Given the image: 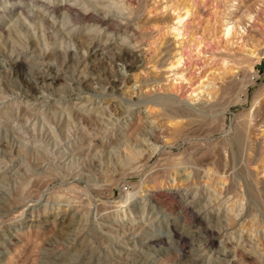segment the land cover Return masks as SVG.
Returning <instances> with one entry per match:
<instances>
[{"label": "rangeland", "instance_id": "obj_1", "mask_svg": "<svg viewBox=\"0 0 264 264\" xmlns=\"http://www.w3.org/2000/svg\"><path fill=\"white\" fill-rule=\"evenodd\" d=\"M21 1L23 13L18 0H0V264H261L264 112L253 116L264 105V0H52L54 10ZM235 3L249 16L227 37ZM66 5L130 30L75 24ZM185 8L176 38L173 18ZM93 43L132 51L139 68L88 65ZM159 100L190 115L169 118ZM247 115L244 145L230 146ZM131 123L140 130L132 143ZM137 153L147 159L132 176L122 160ZM184 208L202 224H184ZM171 231L185 237V258L173 255Z\"/></svg>", "mask_w": 264, "mask_h": 264}, {"label": "bare ground", "instance_id": "obj_2", "mask_svg": "<svg viewBox=\"0 0 264 264\" xmlns=\"http://www.w3.org/2000/svg\"><path fill=\"white\" fill-rule=\"evenodd\" d=\"M46 1H48V0H46ZM127 2H129L128 0H127ZM21 3H23L21 0H18V3L16 4V7H17V9L18 10H20V12L21 13H23V9L21 8ZM21 4V5H20ZM48 4H51V7H52V9L54 10L55 9V7H54V5H53V3H52V0H49L46 4H45V2H43L42 4H40V6L41 7H44V8H46V6L48 5ZM130 5H132L133 3H132V1L130 0V3H129ZM136 4V3H135ZM239 3H235V4H233L231 7H233V10L232 11H229L230 13H232V17L230 18V20H231V22H229V23H227V24H225L224 25V30H223V32H224V35H226L227 37H228V35H229V32L230 31H232V28H235L234 30L235 31H233V36H236L235 34H239L240 32L239 31H237L236 30V27H239V25H240V30H241V33H243L244 31H243V27L241 26L242 25V21H243V19L245 18V17H247V16H249L248 15V13L246 14V10H243V7H239V5H238ZM263 4V3H262ZM260 5H261V3H260ZM189 6V5H188ZM187 6V7H188ZM257 7V6H256ZM263 7V6H262ZM90 8H94V9H96V7H94V5H92ZM189 8V7H188ZM188 8H185L184 10H183V13L181 14V13H179V11L175 14V17L173 18V27L171 28V32L174 34V37H179L180 36V32H179V26L181 25L182 26V24H183V22H184V20H186V18H187V16H188V13H189V10H188ZM191 8V7H190ZM64 11H66V13L69 15V17L71 18V20H70V22H76L75 24H80V23H92V25H94L95 26V28L97 27V30H95V31H98V29L99 28H106V30H108V31H110V32H113V31H115L116 30V32H120V30L123 28L124 30H127V29H129V25H126L125 27H121V25L119 24V23H117V21L115 22V21H113V19L111 18H108V19H103V18H101V17H99L98 15H96V13H90V14H88V15H85L84 13H82V12H80V11H78L77 9H75V8H72L71 6H69V5H66V6H64ZM245 9H246V7H245ZM44 10H46V9H44ZM15 11V10H14ZM173 12H175V11H173ZM41 13V12H40ZM137 13V12H136ZM136 13H134V18L136 17L137 18V15H136ZM37 14H38V12H37ZM190 14V13H189ZM18 15V14H17ZM99 15H101V13L99 14ZM38 16V15H37ZM102 16L104 17L105 15H104V13H102ZM19 17V16H18ZM68 17V18H69ZM38 19V18H37ZM248 19H249V17H248ZM230 25H232V26H230ZM230 26V27H229ZM130 30V29H129ZM128 31V30H127ZM243 31V32H242ZM230 34H232V32L230 33ZM134 36H136L135 35V33H134ZM231 36V35H230ZM231 38V37H230ZM243 38V37H242ZM242 38L240 37V39L242 40ZM129 39V38H128ZM235 40L237 39H239V37L238 38H234ZM231 40V39H230ZM237 42V41H236ZM242 42H244L243 40H242ZM196 43V42H195ZM86 46V48H87V50H88V54H87V56H86V58H85V61H86V63L89 65H91V64H93V62H97V61H100V60H104V59H114V60H116V61H118V62H120L121 64H122V66L124 67V69H125V72H130V71H132V70H134V69H136V68H139V66H140V59H139V56H137L135 53H133L132 51H130V50H127V49H125V48H122V47H117V51H114V46H112V45H106V44H98V43H93V44H88V45H85ZM198 46V43H197V45H196V47ZM36 47V46H35ZM83 47V46H82ZM85 48V49H86ZM261 51V50H260ZM245 52H246V50H245ZM263 52V51H262ZM10 53V52H9ZM247 53L252 57V58H254V59H260V58H262V55H263V53H255V52H253V51H247ZM44 55V54H43ZM224 56V55H223ZM227 56V55H226ZM234 56H236V55H234ZM229 57V56H228ZM250 58V57H249ZM229 59V61H230V58H228ZM234 58H232V60H233ZM225 60V59H224ZM238 60V59H237ZM236 60V61H237ZM242 60H243V58H242ZM244 60H246V59H244ZM247 60H248V58H247ZM176 64H174L175 65V67L176 66H178L179 64H180V57L179 58H177L176 60ZM221 61H223V60H221ZM226 61V60H225ZM109 62V61H108ZM232 62V61H231ZM239 63V65L242 63L243 64V61H240V59H239V61H238ZM247 62V61H246ZM250 63V62H249ZM170 64H172V65H170V66H173V63H170ZM235 64H237V63H235ZM85 65V64H84ZM238 65V66H239ZM14 66V65H13ZM12 66V67H13ZM243 66V65H242ZM241 66V67H242ZM173 68V67H172ZM238 68V67H237ZM237 68H236V70H237ZM12 70H14L15 72H17L16 70H15V67H13V69ZM91 71V70H90ZM230 71V70H229ZM19 73H21V72H19ZM33 73V72H32ZM16 74H18V73H16ZM23 76V75H22ZM54 76V75H53ZM29 77V76H28ZM47 77V76H46ZM48 78L49 79H51L52 77L51 76H48ZM47 78V79H48ZM224 78V77H223ZM48 79V80H49ZM20 80H23V79H20ZM26 81V80H25ZM228 81H229V79H228ZM233 81V80H232ZM42 82V81H41ZM87 82V80H83L82 81V83L85 85V83ZM231 82H229V84H230ZM23 84V83H22ZM28 84V85H27ZM121 84H126V80H125V78L123 79V78H121V80L120 81H115V80H111L110 81V83H109V88H110V93H112L113 92V90H118V88H119V86L121 85ZM229 84H227L226 83V85L225 86H221V87H217L218 89L216 90V92L215 93H217V92H219V96H222L224 93H226V89L228 88V85ZM236 84V83H235ZM23 85H25V86H27L26 88H28V90H30L29 89V87L32 89L33 87L31 86V85H29V83L27 82V83H25L24 82V84ZM34 86V85H33ZM35 87V86H34ZM234 87V86H233ZM25 88V87H24ZM33 90V89H32ZM31 90V91H32ZM240 92V91H239ZM193 93V92H192ZM229 93V92H228ZM231 93V92H230ZM198 95V94H197ZM216 95V94H215ZM218 95V94H217ZM261 102V101H260ZM257 103V97H254V99H253V101H252V106H254L255 104ZM157 104H159V105H161L162 107H164L165 109H164V111H166V116H168L169 118H170V116H173V117H177V118H181V117H186V116H189L190 114H189V112L188 111H186V110H184V109H174V110H172V109H167V107H165V105L159 100L158 101V103ZM169 108V107H168ZM257 111L256 112H254L255 113V116H253V118L255 117L256 119L258 118L259 120L258 121H260L261 120V117H260V114H261V112H264V105L263 104H261V105H259L257 108ZM208 114V113H207ZM254 115V114H253ZM199 118V117H198ZM91 119V118H90ZM188 120V119H187ZM247 122L246 121H242V122H240V123H238L237 124V126L234 128V131H233V135L231 136V143H230V146H233V145H236V146H242V145H244V142H245V140L247 139V135L249 134V132H250V123H251V120H252V115H250V116H248L247 115ZM84 121V120H83ZM95 124H96V119H95ZM198 122V121H197ZM189 123H191L190 122V120H188V121H186L185 122V124H189ZM257 123H260V122H254L252 125L253 126H256V124ZM264 123V122H263ZM199 124V123H198ZM186 128V127H185ZM138 128L134 125V124H130L129 126H128V128L126 129V142L128 141V142H130V143H132V142H136V140H135V136H136V134L140 131H138L137 130ZM184 130V129H183ZM183 130H182V126H177V127H175V129L173 130V134H182L183 133ZM208 130V129H207ZM254 130V129H253ZM138 131V132H137ZM140 133V132H139ZM188 133V132H187ZM190 134V133H189ZM195 134V133H194ZM247 134V135H246ZM187 135V134H186ZM155 136V135H154ZM178 136H176V138H177ZM175 138V137H174ZM257 138V137H256ZM180 139V138H179ZM177 140H178V138H177ZM183 140V139H182ZM186 140V139H185ZM173 142V141H172ZM177 142V141H176ZM253 142H254V140H253ZM129 143V144H130ZM248 143H251V144H254V143H252V141H250L249 140V142ZM125 144V143H124ZM169 144V143H168ZM172 144V143H171ZM170 145V144H169ZM249 148V147H248ZM129 149V148H128ZM250 151L253 153V152H255V148H254V146H251V148H250ZM130 154H131V151H130ZM195 156V155H194ZM218 156H219V153H218ZM151 157V156H150ZM147 159V156H142L140 153H137L135 156H133L132 155V159H128V160H126V161H124V160H122L123 161V166L124 167H126V170H132L131 171V174H132V176L134 175V174H138L139 173V170H140V168L143 166V164H144V161ZM199 160V159H198ZM202 160V159H201ZM206 160V159H205ZM195 161V160H194ZM203 161V160H202ZM196 162V161H195ZM213 164V163H212ZM219 164V163H218ZM201 166V165H200ZM203 166V165H202ZM123 167V168H124ZM198 169V168H197ZM209 169V168H208ZM247 170V169H246ZM119 172V171H118ZM120 172H121V170H120ZM223 172V171H222ZM245 171H244V168L241 170V168H239L238 169V171H237V174L239 175V176H241V174L242 173H244ZM157 173V172H156ZM223 173H225V172H223ZM246 173H248V172H246ZM123 174V173H122ZM130 174V173H129ZM128 174V175H129ZM125 175V174H124ZM246 175V174H245ZM156 176V175H155ZM248 176V175H247ZM246 176V177H247ZM240 178V177H239ZM244 178V177H243ZM252 180V179H251ZM229 186L226 188V190H225V192L226 193H229V192H232L234 189V183H233V176H230L229 177ZM251 184L252 183H250L249 181L248 182H246L245 183V185H246V188L248 189V191L250 190V194H253V189L251 190V188L253 187V186H251ZM263 190H264V181L262 182V185H261V187H260V191H262L263 192ZM102 192V191H101ZM99 193V192H98ZM99 194H101V193H99ZM98 195V194H97ZM104 196V195H103ZM106 196V195H105ZM153 197V196H152ZM88 204V203H87ZM88 205H90V204H88ZM161 207V206H160ZM97 208V207H96ZM104 208V207H103ZM105 209V208H104ZM99 210V209H98ZM103 211V210H102ZM180 214L182 215V219H183V222H184V224L186 223V219H188V220H191V224H195V225H201L202 223H201V221L199 220V219H197L193 214H192V212H190L189 210H188V208H184V209H182L181 211H180ZM207 228H204L203 229V234L205 235V241H204V245H205V247L204 248H208L209 247V245H210V241H209V236L212 234L211 232L210 233H208L207 232ZM172 232V231H171ZM172 234H173V237L172 238H174V241H173V243H175V244H177L178 246H179V244H180V249L178 250V252H175V251H173V255H176L177 257H181L180 259H182V258H185L186 256H187V254L188 253H186V252H184L183 251V246H184V244L186 243V239H185V237L183 236V235H179V234H177V233H175V232H172ZM159 242H157L156 241V243H158V244H162L163 242H164V240H163V238L162 239H159L158 240ZM154 242V241H153ZM236 253V252H235ZM236 255V254H235ZM243 258V257H242ZM242 260V259H241ZM247 261V260H246ZM250 261V260H249ZM248 261V262H249ZM251 262V261H250ZM191 264H193V262L191 263ZM255 264V263H254ZM261 264H264V260L262 261V263Z\"/></svg>", "mask_w": 264, "mask_h": 264}]
</instances>
